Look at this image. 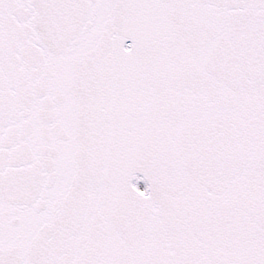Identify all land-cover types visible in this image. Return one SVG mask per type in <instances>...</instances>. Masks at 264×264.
Returning a JSON list of instances; mask_svg holds the SVG:
<instances>
[{
	"label": "snow or ice",
	"instance_id": "obj_1",
	"mask_svg": "<svg viewBox=\"0 0 264 264\" xmlns=\"http://www.w3.org/2000/svg\"><path fill=\"white\" fill-rule=\"evenodd\" d=\"M0 264H264V0H0Z\"/></svg>",
	"mask_w": 264,
	"mask_h": 264
}]
</instances>
